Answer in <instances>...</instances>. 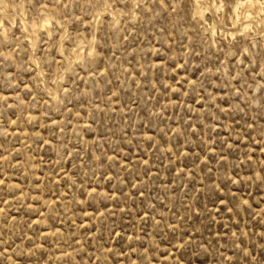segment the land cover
<instances>
[{
    "label": "rangeland",
    "instance_id": "rangeland-1",
    "mask_svg": "<svg viewBox=\"0 0 264 264\" xmlns=\"http://www.w3.org/2000/svg\"><path fill=\"white\" fill-rule=\"evenodd\" d=\"M237 1L0 0V264H264V0Z\"/></svg>",
    "mask_w": 264,
    "mask_h": 264
},
{
    "label": "bare ground",
    "instance_id": "bare-ground-1",
    "mask_svg": "<svg viewBox=\"0 0 264 264\" xmlns=\"http://www.w3.org/2000/svg\"><path fill=\"white\" fill-rule=\"evenodd\" d=\"M245 2H243V1H237L236 2V5H235V7L234 8H232V9H234V12H237V9L239 8V7H241V5H243L244 3H250V4H252V5H254V6H256L257 4H259V2L257 1V0H244ZM252 7V6H251ZM0 11H2V10H0ZM200 13V12H199ZM2 14H3V12H2ZM246 15V14H245ZM2 16V15H1ZM0 16V17H1ZM44 18H46V16L44 17ZM44 18H43V20H44ZM237 18V17H236ZM49 19V18H48ZM45 22H48L47 20H44ZM40 22V21H39ZM43 22V21H42ZM45 22H43V24H40V25H42V27L44 28V27H46V25H45ZM26 25H28V24H26ZM37 25H38V23H37ZM32 26H34V24L32 25ZM41 27V26H40ZM24 28V27H23ZM26 28V27H25ZM24 28V29H25ZM32 28V27H31ZM38 28V27H37ZM37 28H35L36 30H37ZM39 29V28H38ZM26 30V29H25ZM45 30V29H44ZM34 33H35V31H34V29L32 30ZM32 31H31V33H32ZM26 32V31H25ZM47 33H48V31H47ZM33 34V33H32ZM27 35H29V34H27ZM28 38H29V36H28ZM33 41V40H32ZM32 43V42H31Z\"/></svg>",
    "mask_w": 264,
    "mask_h": 264
},
{
    "label": "snow or ice",
    "instance_id": "snow-or-ice-1",
    "mask_svg": "<svg viewBox=\"0 0 264 264\" xmlns=\"http://www.w3.org/2000/svg\"><path fill=\"white\" fill-rule=\"evenodd\" d=\"M46 6V5H45ZM0 183H3V181H0Z\"/></svg>",
    "mask_w": 264,
    "mask_h": 264
}]
</instances>
